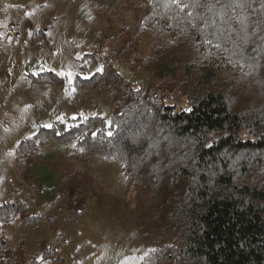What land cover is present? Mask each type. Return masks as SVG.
Here are the masks:
<instances>
[{"label": "trees", "instance_id": "obj_1", "mask_svg": "<svg viewBox=\"0 0 264 264\" xmlns=\"http://www.w3.org/2000/svg\"><path fill=\"white\" fill-rule=\"evenodd\" d=\"M139 1L138 31L152 37L141 62L158 82L133 88L105 55L84 54L101 68L74 84L106 93L109 123L93 116L67 127H40L15 147L18 178H30L48 140H74V159L57 169L59 197L67 195L79 213L91 198L106 200L101 184L81 182L87 173L77 163L89 152L116 158L121 178L136 193L143 236L163 242L146 264H264V180L257 177L264 170V107L236 104L223 74L229 70L232 80L259 72L264 78V0ZM117 38L121 44L113 55L122 57L132 39L121 28ZM183 44L192 56L176 60ZM131 52L136 59V50ZM51 80L62 83L56 75ZM172 90L187 96L188 108L165 102ZM40 221L27 201L0 204L2 225L36 228ZM43 241H37L41 252ZM24 244V238L9 244L0 232V264H37Z\"/></svg>", "mask_w": 264, "mask_h": 264}, {"label": "rangeland", "instance_id": "obj_2", "mask_svg": "<svg viewBox=\"0 0 264 264\" xmlns=\"http://www.w3.org/2000/svg\"><path fill=\"white\" fill-rule=\"evenodd\" d=\"M94 5L99 7L94 10ZM141 13L139 0H0V204L19 198L28 202L31 213L41 215L36 228L0 223V232L9 244L24 238L27 257L37 264H146V256L162 247L163 242L145 238L138 227L136 193L121 178L116 158L89 152L77 163L87 173L81 182L91 179L107 195L100 203L86 201L79 213L57 189V169L74 159V140H48L40 146V160L29 179L18 178L14 156L17 143L40 127H67L73 119L93 116L109 123L112 104L106 93L74 84L76 77L87 78L101 68L100 61L84 59V54L93 52L92 59L105 55L133 88L158 82L141 62L152 41L151 33L138 31ZM120 28L132 44L115 57ZM191 56V47L184 44L174 52L175 59ZM53 75L62 83L52 82ZM236 77L224 78L232 83L236 104L264 107L262 75L241 72ZM164 99L189 107L187 96L177 90L166 92ZM257 177L264 180V170ZM40 238L45 254L38 248Z\"/></svg>", "mask_w": 264, "mask_h": 264}]
</instances>
